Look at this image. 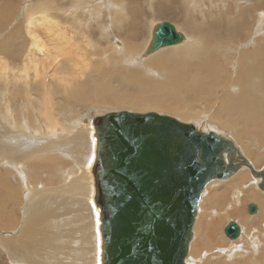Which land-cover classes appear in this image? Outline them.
<instances>
[{"label": "bare ground", "instance_id": "6f19581e", "mask_svg": "<svg viewBox=\"0 0 264 264\" xmlns=\"http://www.w3.org/2000/svg\"><path fill=\"white\" fill-rule=\"evenodd\" d=\"M25 1L22 23L9 28L16 6L0 4V165L16 180L0 174V264H99L91 166L94 121L104 114L171 116L231 140L255 170L264 167V0H226L232 11L218 0H145L161 16L176 4L185 27L168 22L183 40L148 56L153 27L167 21L137 22V0L130 17L127 0ZM231 60L234 74L223 64ZM244 169L201 196L224 207L211 215L240 221L237 241L228 240L244 245L220 249L217 264H264L255 258L264 254V190ZM245 200L259 203L255 215L242 216ZM199 216L192 242L195 226L207 228ZM258 220L262 242L243 227ZM206 232L201 243L214 239ZM193 252L185 264H201Z\"/></svg>", "mask_w": 264, "mask_h": 264}, {"label": "water", "instance_id": "95a60500", "mask_svg": "<svg viewBox=\"0 0 264 264\" xmlns=\"http://www.w3.org/2000/svg\"><path fill=\"white\" fill-rule=\"evenodd\" d=\"M173 25L153 27L145 56L177 45ZM91 174L99 210V264H185L201 196L208 184L241 168L260 180L234 143L214 132L156 112H110L94 121ZM257 212L255 204L247 214ZM230 241L240 227L223 228Z\"/></svg>", "mask_w": 264, "mask_h": 264}, {"label": "rangeland", "instance_id": "374dc122", "mask_svg": "<svg viewBox=\"0 0 264 264\" xmlns=\"http://www.w3.org/2000/svg\"><path fill=\"white\" fill-rule=\"evenodd\" d=\"M10 1H12L13 3H14V6H16V9H15V13H14V16L12 17V21H11V25H9L8 26V28L9 27H13V26H15L17 23H22V21H23V19L21 18V16H20V10H21V8L23 7L22 5H24V3L26 2L25 0H10ZM139 3H134V5L135 4H137L136 5V7H137V22H139V21H144V20H153V21H157V20H160V21H167V22H170L171 24H173L174 26H176L177 28H178V30H180L181 31V29H182V27L184 28L182 31L185 33V27H184V25H183V22H182V20H183V16H179V14L181 13V11L180 10H178V7H177V5L176 4H172V8H170L171 10L173 9V11H171L170 9L168 10V11H166V12H169L168 14H166V12L164 11V13H163V15L161 16V15H157V9L155 8V7H157L158 8V5H153V6H151L150 8H149V6L148 5H146V3H145V0H137ZM141 1L145 4V5H143V3H141ZM225 1L226 0H218V5L219 6H222V7H227V8H229V9H227V10H229V11H232V10H234L233 8H231L230 6H225L226 5V3H225ZM3 2V0H0V4ZM21 3V4H20ZM29 3H30V1H29ZM141 4V5H140ZM126 5H129V9H128V16L130 15V16H132L131 14L133 13V9H136V7L135 6H133L132 5V3H131V1H129V0H127V3H126ZM230 5L232 6V5H235L234 4V2L232 1V0H230ZM132 6H133V8H132ZM135 7V8H134ZM140 7V8H139ZM148 7V8H147ZM145 9H147V10H145ZM148 9H150L149 11H151V12H149L148 11ZM232 9V10H231ZM142 10H144V11H142ZM176 10V11H175ZM17 11H18V13H17ZM142 11V12H141ZM156 11V12H155ZM173 12V13H172ZM140 13V14H139ZM151 13V14H150ZM153 13V14H152ZM156 13V14H155ZM142 17H141V16ZM175 15V16H174ZM61 18H64V17H62L61 15H59ZM129 16V17H130ZM135 16H136V14H135ZM134 16V17H135ZM153 16V17H152ZM15 17H16V20H13V19H15ZM179 18H181V19H179ZM60 19V18H59ZM131 19V18H130ZM139 19V20H138ZM177 19V20H176ZM141 21V22H142ZM152 22V21H151ZM159 22V21H158ZM129 23H130V20H129ZM182 23V24H181ZM182 26V27H181ZM91 36H93V35H91ZM187 38V37H186ZM233 43V45H232V43ZM230 43H229V47L228 48H230V49H232V48H236V45H237V42L236 41H231ZM235 42V43H234ZM235 44V45H234ZM244 45V44H243ZM237 47H238V45H237ZM241 47V46H240ZM143 59L144 58H146V57H142ZM222 59V58H221ZM223 64H224V66L226 67L225 69H226V71L227 72H229V73H233L234 72V60L232 61H230L229 63H227V62H223ZM232 64H233V66H232ZM235 73V72H234ZM233 73V74H234ZM228 132V131H227ZM249 162L252 164V162L249 160ZM0 163H3V161L2 162H0ZM252 166H254L253 164H252ZM256 169V168H255ZM245 171H247L248 172V174H249V176H250V178H251V175H250V172L247 170V169H244ZM6 170H4V167H2V164L0 165V174L3 176H6L5 177V180H6V182L8 183V184H15V182H16V180H15V182H14V179H15V175L14 174H11V172H6ZM8 174V175H7ZM11 175V176H10ZM8 176V177H7ZM13 177V178H12ZM234 177V176H233ZM232 177V178H233ZM232 178H230V179H232ZM230 181V180H229ZM229 181H224L222 184H221V186H223V185H225V184H227ZM220 188V187H219ZM212 190V189H211ZM211 190H209V192L207 193V198H209V196H208V194H210V196H212V194L211 193H213V190L211 191ZM218 191V190H217ZM216 191V192H217ZM258 191V190H257ZM259 192H261V191H259ZM264 193V192H263ZM223 200H226V198H224ZM222 200V201H223ZM223 202H225V201H223ZM242 202V204H241V208H240V210H241V213H242V216L243 217H245V216H247V217H251V216H248V214H247V206H248V204H250L251 202L253 203V204H255V206L257 207V212H258V209H259V203H257V202H253V201H249V200H245V201H241ZM201 204L199 205V211H198V215H197V217L200 219V216H199V214L203 211V214H205V216L207 217V219H208V221H207V224H206V226H207V228H206V230H209V234H212L213 235V237H214V239L212 240V241H210L209 242V240H207L205 243H201L200 241V238H204L203 237V235H204V232L207 234V232H206V230L204 229V226L203 225H201V227L199 226V225H197V226H195V228L198 230L197 232H198V235H200V236H198V238L196 239V240H194L193 242L191 241V243H193V246H192V244L190 245V250H189V256H190V252H191V249L194 251L193 252V255H194V259L196 260H201V258L203 259V260H201L200 261V263L201 264H203L205 261H206V263L205 264H217L218 262H219V259H218V254L220 253L219 252V250L220 249H222V250H226L227 252H229L230 250V247H232V246H234V247H236V248H241L243 245H244V242H242V241H240V242H236V243H230L229 242V240L228 239H226L225 238V236L223 235V228L226 226V224L228 223V222H230V221H233V222H236L237 224L239 223L240 224V221L235 217V216H224V215H222L221 214V212H219L218 213V215L217 214H215L214 216L213 215H211L212 214V211H211V209H215V207H212V208H210L208 205H206L205 206V204L204 203H202V198H201V202H200ZM226 203V202H225ZM224 203V204H225ZM8 207H9V205H7ZM201 206V207H200ZM209 208H208V207ZM222 207L223 206H221L220 208H216L215 210H219V209H222ZM200 208H201V211H200ZM208 208V209H207ZM224 208V207H223ZM208 210V211H207ZM206 211V212H205ZM209 213H210V215H209ZM220 215H222V216H220ZM255 215V214H254ZM197 218V219H198ZM196 219V220H197ZM216 219V220H215ZM213 222V223H212ZM258 222H259V220L258 221H256V222H252L251 224H250V226H251V230H249V223L247 224V226L245 225V226H243V227H246L245 228V232L247 233V235L249 236L250 235V233H252V236L253 235H255V236H259V237H261L260 239H258L257 240V242H262V236H261V232H259V230H260V228H261V225L260 224H258ZM196 223H197V221H196ZM217 223V224H216ZM209 224V225H208ZM215 224V225H214ZM219 224V225H218ZM212 225V226H211ZM260 226V227H259ZM199 227V228H198ZM209 227V228H208ZM254 227V229H252ZM248 230H249V232H248ZM258 230V231H257ZM194 233V232H193ZM203 234V235H202ZM195 236V235H194ZM196 237V236H195ZM216 238H221V243L223 244V245H221L220 244V242H218L217 241V239ZM205 239V238H204ZM193 240V239H192ZM223 241V242H222ZM237 241V240H236ZM243 241H246L245 240V238H244V240ZM207 242H209V246H207ZM215 243V244H214ZM204 244V245H203ZM216 244H218V246L216 245ZM240 244V245H239ZM259 244V243H258ZM261 244V243H260ZM197 247V248H196ZM211 247H212V249H211ZM228 249V250H227ZM198 251V252H197ZM196 252H197V254H196ZM213 253H214V255H213ZM215 253H216V255H215ZM211 254H212V257H210L209 258V256H211ZM199 256V257H198ZM215 256L217 257L216 259H215ZM260 257H261V259H264V254H262V256H260L259 254H255V258H257V259H260ZM209 259V260H208ZM261 259H260V263H261ZM196 260V261H197ZM4 264H7V263H4Z\"/></svg>", "mask_w": 264, "mask_h": 264}]
</instances>
